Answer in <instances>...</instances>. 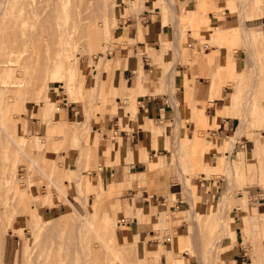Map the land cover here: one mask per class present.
<instances>
[{"label":"rangeland","instance_id":"1","mask_svg":"<svg viewBox=\"0 0 264 264\" xmlns=\"http://www.w3.org/2000/svg\"><path fill=\"white\" fill-rule=\"evenodd\" d=\"M89 1L92 2V0H76V9L82 15H87L88 22L96 27V37L90 42L85 43L86 38H83L74 43L71 40L75 34L72 33L68 34L69 40L47 46L43 48V51L31 47L32 39L14 52L4 53L0 49L1 64L9 58L15 61L12 66L1 67L0 64V126L7 135L15 137V144L17 142L14 145L0 131V232L2 229L5 230L3 236L0 234L2 236L0 237V257L2 247L12 242L15 247L14 262L19 261L23 264L21 258L24 245L30 253V258H25V261L33 262L36 254L34 252L37 250L35 248H38V239L46 240L42 235L46 232L41 225L44 222L52 226L58 223L59 227L55 228L57 229L55 233L58 235L62 232L64 236H72L74 242L81 239L80 247L84 251L88 245L98 242V233L102 234L103 238L115 248L111 254L113 257L104 251L106 249H101L103 255L105 253L106 255L92 264H152L156 260L153 258L145 260L142 246H139L135 254L133 247L130 244L119 242L115 234L121 222L129 219L130 216H137L141 220L139 222H143L142 211L135 210V208H131L130 212L126 211L119 203L121 196L127 194L126 189L131 187L135 190L146 189L150 195L153 193L166 194L167 201L162 204L160 215L158 217L154 215L150 222H144L145 225L140 228L155 230L159 233L158 239H165L168 244L175 227L181 223L185 224L182 231L184 234L180 239L182 244L177 250L171 246L172 258L168 264H197V255L206 260L208 264H264V227H258L257 214L254 211V207L264 211V169H260L255 174L254 169L243 164L241 167L234 166L233 169L231 167L229 172H225L232 157L226 158L221 155L222 165H219L220 159L216 157L214 161L216 166L209 170L202 165L203 162L199 161L197 150L183 145L179 149L180 154L177 158L174 154L172 155L169 166L165 164L161 166V161H163L161 159L157 164L159 171L156 168L147 167L146 172L149 170L153 173L146 174L145 172L134 187L122 185L124 187L122 188L115 181L101 178L99 170L103 166L108 168L110 160L109 156L103 160L97 155L96 146L90 141L93 132L91 126L96 123V114H103L109 107L111 110L108 112L112 114L118 105H121L125 111H132L133 109L129 106L136 107L137 103L135 104L133 98L122 96L117 91H109L106 84L108 71L99 70L98 65L106 62L105 60L111 62L118 46L128 44L120 43L118 38H113L112 35L117 33L128 15L139 17L145 7L134 6L130 0H101V8H99ZM169 1L172 4L165 0L161 1L158 5L159 10L162 15L168 14L171 18L168 28L170 32L173 27L172 15L175 18L174 15L179 13L177 14L180 17L179 45L183 54L188 56V47L199 46L197 42L204 39L201 35L205 32L206 34L212 33L209 36L212 39H219L217 30L215 28L210 30V28L222 27L213 20L224 17L223 14L214 15L206 12L204 14L206 22L196 24L195 21L181 20L184 13L182 10L184 2H188L189 7L193 8L195 0ZM206 1L209 2V0ZM245 1L246 6L241 10L242 5L238 6L240 0H222L221 2L222 7L225 4L228 5L231 18L237 20L231 21V26L238 28L230 29V31L235 33L242 27L243 36L242 38L237 34L233 39L226 40L224 43L227 49L237 52L239 57L245 60L243 73L229 75L228 79L235 81V85L232 86L239 89L234 95L242 92L248 96L249 91H253L251 100L263 103L264 32H260L257 38L252 28L262 29L260 26H254L264 22V0ZM44 5L45 0H0L2 9H0V48L6 39L10 41L15 39L13 37L15 29H19L15 31V33L20 32L19 37H25L26 28L30 29V25L39 18L36 8L44 7ZM57 5L60 7L57 12L64 13L73 8L74 2L73 0H57ZM240 16H242V21ZM178 19H175L176 22ZM242 24L249 35L243 34ZM30 30L33 31L32 26ZM225 32H222L223 35ZM245 36H249L250 39L247 41ZM204 44L211 46L209 43H202L200 47L204 48ZM169 45L171 49L173 44ZM248 46L253 47L250 50L251 47ZM218 47L221 49V54L227 58V71L231 74L236 73L237 64L230 59V53L225 54L222 52L224 47ZM50 51L52 55L48 56ZM46 54L47 59L42 61L41 56ZM27 59H29V66L21 67L23 64L21 62ZM179 62L185 63L186 60H179ZM173 64L174 60L171 62L170 58L166 59V62L162 63L164 65L163 74L169 72ZM33 67L35 71L32 70ZM98 71L99 74L104 72L103 88L99 87L98 82L90 85ZM119 100L120 104L117 103ZM13 103L17 104L16 108H13ZM67 107L73 113L80 111L76 114L70 113L65 120L63 119V108ZM248 108H250L248 105L242 108L239 105L238 115H236L240 118L243 113H247L245 115L247 128L243 137L250 139L251 136H259L261 132L264 135L262 123L248 121L250 115ZM54 113L55 118L60 116V119L56 120L53 117ZM120 127H122L121 124ZM207 127L211 126L203 125L198 128L203 140L206 139L205 129ZM61 129H64V133L60 132ZM168 131L169 134L170 128ZM111 133L109 131L110 136H112ZM260 147L264 148V142L263 146L257 144L256 149L259 150ZM26 150L27 154H23ZM32 156L33 159L52 161L49 170H46V176L38 173L35 165L30 163ZM203 173L204 175H201ZM172 174H176L180 182L186 180L191 182L192 178H198L202 182L204 180L201 177H205L207 182L210 180L213 182L211 187L207 185V189L211 188L213 191V202L203 209L202 216H182L180 212L184 210V206L177 207L174 204L176 196L167 192ZM90 180H94L97 185H92ZM51 182L60 184L65 194L52 187ZM192 182L194 183L193 180ZM15 197L19 201L22 200L17 207L24 208L25 206V210L12 209L11 205ZM186 202L190 207L193 206L190 202ZM59 203L65 204L63 211L58 210L55 214L47 213L46 208H52L53 205ZM71 204L78 209L79 215L71 212ZM82 217L90 221L89 228L83 224ZM236 228H238L237 232H235ZM34 229L37 230V238L33 234ZM73 230L75 233L71 235ZM221 234L225 235L219 240ZM230 242L233 243L232 246L229 245ZM215 243L218 247L214 246ZM229 246H231L230 252H226ZM232 251H237L236 256L233 257ZM71 259L72 264H86L89 256L83 254L82 249H77Z\"/></svg>","mask_w":264,"mask_h":264},{"label":"crops","instance_id":"2","mask_svg":"<svg viewBox=\"0 0 264 264\" xmlns=\"http://www.w3.org/2000/svg\"><path fill=\"white\" fill-rule=\"evenodd\" d=\"M161 1L164 0H130L132 5L145 7V9L142 10L139 17L128 15L121 23L122 26L119 27L117 33L112 35L113 38H118L120 43L128 44L118 46L111 62L105 60L106 62L98 65L99 70L108 71L106 84L109 91H117L122 96L133 98L135 104L137 103L136 107L129 106L133 109L132 111H125L121 105H118L112 114L108 112L111 107L106 109L107 111L103 114H96V123L91 126L93 132L91 137L89 136L90 141L96 146L97 155L103 160L109 156L110 160L108 168L103 166L99 170L101 178L115 181L118 186L124 188L122 185L130 182L132 178H142L147 167L156 168L159 171L157 164L161 159L163 160L161 166L164 164L169 166L172 155L174 154V157L177 158L180 154L179 149L183 145L197 150L199 161L203 162L202 165L209 170L216 166V162H214L216 157L220 159L219 165H222V155L226 158L232 157L231 163H228L232 169L234 166L241 167L245 164L254 169L257 174L260 169H264V148L256 149L257 144L263 146L264 135L261 132L259 136H251L250 139L244 138L243 134L247 128L245 116L247 113H243L240 118H237L236 115H238L239 105L241 108L248 105L250 107L248 108L250 109L248 121L264 125V102L256 103L255 100H251L253 91H249L248 96L242 92L234 95L239 89L232 86L235 85V81L228 79L229 75L243 73L245 65V60L243 61L237 52L224 46L226 40L233 39L237 34L243 38L240 28L235 33L230 31V29L238 28L231 26L232 22L237 20L231 18L227 4L221 6L222 0H209V2L206 0L196 2L195 0L193 8L189 7L188 2H184L185 4L182 5L184 13L181 11L183 13L181 20L187 19L195 21L196 24H204L206 12L224 15V17L213 20L214 23H218L222 27L210 28V30L213 28L217 30L219 39L214 40L209 37L212 33L206 34L205 32L201 35L204 39L197 42L199 46L188 47V56H186L178 47L177 49L169 47V44L178 42L180 39V17L176 22L172 15L173 27L170 32L168 28L171 18L168 14H161L158 6ZM165 1L170 3L169 0ZM223 10L224 13H222ZM177 14L179 15V13ZM259 26L262 29L252 28L256 32L257 38H259L260 32H264V22L256 24L254 27ZM174 30L178 33L174 34L176 33ZM222 32H225V35ZM201 41L209 43L211 46L204 44V48L200 47ZM216 44L224 47L223 53H230V59L237 64L238 71L236 73L231 74L227 71V58L221 54V49ZM169 58L171 62L174 60V64L169 72L163 74L164 65L162 63H165ZM179 60H186V62H179ZM247 67L249 68V64ZM103 73L99 74L98 71L90 85H95L98 82L99 87L103 88ZM120 102V100L117 101L119 104ZM16 107L17 104L13 103V108ZM63 109V119L66 120L73 112H70L68 107ZM79 111L77 110L73 114L79 113ZM53 117L55 118V113ZM55 119H60V116ZM203 125L211 126L205 129L207 133L205 140L200 137L198 129ZM168 128H170L169 134ZM109 131L112 132V136ZM60 132L64 133V129H61ZM201 178L204 181L192 178L191 182L188 180L180 182L176 174L170 176L167 192L176 196L174 204L177 207L184 206V210L180 212L183 217L202 216L203 209L213 202V191L211 188L207 189V185L211 187L213 182L211 180L207 182L205 177ZM87 181L89 183L88 178ZM90 183L94 186L97 185L94 180H90ZM184 185L193 188V194L197 201L182 197ZM126 192L127 194L120 198L119 203L122 208L129 212L131 208H135V210L142 211L145 217L143 222H139L141 220L137 216H130L129 219L121 222L115 231L116 237L119 242L130 244L135 254L139 246H142L144 259L153 258L156 260L152 264H168L172 258L171 246L177 250L182 244L180 239L184 234L182 231L185 224L181 223L175 227L174 234L168 244L165 239L159 240L158 232L140 227L145 225L144 222H150L154 215L157 217L160 215L162 204L167 201L166 194L153 193L150 195L146 189L135 190L131 187L127 188ZM185 200L193 206L190 207ZM65 207V204L59 203L46 209H48L47 213L55 214L58 213V210L63 211ZM255 211L258 226L264 227V211H260L258 207L255 208ZM236 220L235 218L237 223ZM232 244V242L229 243L231 246ZM231 246L226 252H230ZM236 252L232 251L233 257L236 256ZM14 254L13 243H7L2 247L0 264L14 262ZM180 263L183 262L180 261Z\"/></svg>","mask_w":264,"mask_h":264},{"label":"bare ground","instance_id":"3","mask_svg":"<svg viewBox=\"0 0 264 264\" xmlns=\"http://www.w3.org/2000/svg\"><path fill=\"white\" fill-rule=\"evenodd\" d=\"M73 2H74L73 8L72 9H69V11H65L64 13H62V12H57L58 9L60 10V7H58V5H57V0H45L44 7H41V8L38 7V8H36V13H37V15H38L39 18L36 20V22H34L33 24L30 25V29H31V26H32L33 27V31L30 30L29 27L26 28L27 30L25 31V37H22L21 38V37L18 36L20 32L19 33H15V31L16 30L18 31L19 29H15V31H14V35L15 36L13 35V37H15V39L12 38L13 40H11V41H10V39H6L4 41V45L0 49L4 53H6L7 51L14 52V51H17L22 45L27 44L28 43V40H31L32 39V43H31L32 46L31 47H34L38 51H43L45 49V47H47V46H52V44L69 40V35L68 34H72V33L75 34V37H73L72 40H71L72 42H74V43L75 42H78L79 40H81L83 38H86L85 43L88 42V41L90 42L92 40V38H95L96 37V34H97L96 33V27L94 25L90 24V22H88V19L89 18H88L87 15H84V14L82 15L81 12L76 9V0H73ZM90 3L92 5H94V6L96 5L97 7L101 8V0H95V1L92 0V2H90ZM172 6H174V5H172ZM238 6H241V8H240V10H241L242 7H245L246 6V1L245 0H240V3L238 2ZM207 7H209L208 4H207ZM0 9H1V7H0ZM172 11H174V10L172 9ZM174 16H175V19H178L177 14H175ZM241 19H242V16H240V20ZM242 26H243V24H242ZM241 29H242V27H241ZM242 31H243V34L244 35H246V36L249 35L248 31L246 30V28L244 26H243V30ZM177 33L178 32H176L174 34H177ZM246 38H247V41H248V39H250L249 36L246 37ZM172 44H173V46H172L173 48L176 47V49H177V47H178V49H180L179 41L178 42H174ZM252 47L250 48V50L252 49ZM53 51H54V49H53ZM178 53H177V55H178ZM51 55H52V52L51 53H48V56H51ZM4 59H6V57ZM45 59H47V54L41 56V60L42 61H44ZM28 60L29 59H27L26 61L21 62V63H23L21 67H27V66H29ZM14 62L15 61H13V60H11L9 58L6 62H4L3 64L0 63V64H1V67H4V65H10V66H12ZM5 63H8V64H5ZM38 63H39V61H38ZM50 66H52V65L50 64ZM32 70L35 71V68L33 67ZM33 76L36 77V75H33ZM220 114L222 115V112H220ZM0 131L6 137H8L14 143V145L17 144V142L15 144V141H14L15 137L13 138V137L7 135L3 131V129H2L1 126H0ZM232 144H234V142ZM49 149H50V145H49ZM23 154H27V150L24 151ZM30 163H32V164L35 165V169L38 171V173H41L42 175L46 176L47 175L46 174L47 173L46 170L47 169L49 170V168H50V166L52 164V161L49 160V159H45V160L42 159V161H41V159H39V160L38 159H33V156H32V158H30ZM230 168H231V166L228 164L227 167H226L225 172L228 171V170H231ZM152 173L153 172L152 171H149V170L146 172V174H152ZM51 181H53V180H51ZM51 183L53 185L52 187L56 188V190H58V192L60 191L61 193L65 194L62 191L60 184L57 185V184H54L53 182H51ZM137 183H138V179L132 178L130 182H127V183L123 184V186H133L134 187V186L137 185ZM44 185H46V184H44ZM181 195H182L183 198H186L188 200H193L194 199L195 201H197V198L193 194V188H190L187 185H184L183 191H182V194ZM21 201H22L21 199L19 201V199H17L15 197L14 198V201L12 202V205H11L13 207L12 209H16L17 208L18 210H25L24 209V208H26L25 206H24V208L17 207V205L20 204ZM254 211H255V208H254ZM20 212H18V213H20ZM71 212L76 213L77 215H79L78 209L73 204H71ZM146 216H147V214H146ZM82 220H83V224L85 226H87V228H89L90 227V221L88 220V218L82 217ZM17 221H18V219H17ZM41 225H43V228L46 230V232L45 233L43 232V234H42L46 238V240L45 239L44 240L38 239L39 242H38L37 245H38V248L39 249L38 248H35V249H37L36 252H34L36 254H35V256L32 255V256H34V259H33V262L30 261V263H27V261H25V258L26 259H29L30 258V256H29L30 253L27 252V248L24 245V252H22V258H21L23 260V264H72V262H71L72 259L71 258H72L74 252L77 249H82V253L83 254H86L87 256H89V261H87L86 264H92L98 258H102L103 256L106 255V253H105V255H103V252H101V249H106L104 251L107 252V254L109 253L110 256H111L112 252H114V250H115V248L113 247V245H111V243H108L107 240L105 238H103L102 234H100V233L97 234L98 239H99L98 242L95 243V244H93V245L92 244L88 245L86 247V251H84L83 248L80 247L81 246V243H82L81 239L78 240L77 242H74L72 236H69V237H68V235L67 236H64L62 232H61V235H58V234L55 233V230H57L55 228H58L59 227V226H57L58 223H55L52 226V224H49V223H46L45 224L44 222H42ZM196 226H197V224H196ZM74 230L76 231V229H74ZM74 230H73V232H72L71 235H73V233H75ZM4 232H5V230L2 229L1 232H0V234H2V236H3V233ZM33 234H34L35 238L38 237L37 236V234H38L37 233V230L34 229ZM66 234H67V232H66ZM68 234H70V232ZM56 235H58V237H56ZM224 235L225 234H221L220 235L221 238H219V240L223 239ZM2 236L0 235V237H2ZM43 236H42V238H43ZM214 246H217L218 247V245L216 243L214 244ZM111 257H113V256H111ZM9 264H21V263H19V261H15V262H12V263H9ZM197 264H208V262L206 260H203L202 258H200L199 255H197Z\"/></svg>","mask_w":264,"mask_h":264}]
</instances>
